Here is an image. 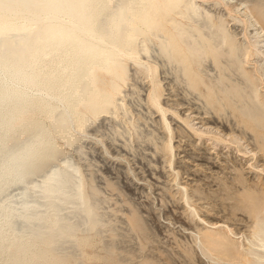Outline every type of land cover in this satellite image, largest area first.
Returning a JSON list of instances; mask_svg holds the SVG:
<instances>
[{"label": "bare ground", "instance_id": "bare-ground-1", "mask_svg": "<svg viewBox=\"0 0 264 264\" xmlns=\"http://www.w3.org/2000/svg\"><path fill=\"white\" fill-rule=\"evenodd\" d=\"M242 1L213 3L243 26V35L207 7L210 0H0V264H86L82 247L104 230L111 260L126 262L117 252L120 233L102 206L104 191L63 145H75L83 160L84 143L96 139L112 155L91 127L100 117L128 115L127 98L136 94L126 88L136 93L138 85L129 82L143 76L151 83L149 111L162 113L167 132L156 150L177 178L176 131L159 97L160 68L171 67L205 113L229 127L206 126L205 118L192 123L195 115L173 111L182 132L264 160V0ZM139 121L122 123L138 137ZM257 160L250 165L264 175ZM105 185L121 190L108 178ZM178 187L207 225L191 203L193 191ZM244 192L249 234L239 240L234 228L217 221L195 233L196 247L215 264H264V188ZM125 216L131 230L147 229L134 208Z\"/></svg>", "mask_w": 264, "mask_h": 264}, {"label": "rangeland", "instance_id": "rangeland-1", "mask_svg": "<svg viewBox=\"0 0 264 264\" xmlns=\"http://www.w3.org/2000/svg\"><path fill=\"white\" fill-rule=\"evenodd\" d=\"M213 1L215 0H210L207 7L223 13L229 21V25L231 21V28L235 29L239 35H243V26L230 20L227 10L222 6L215 7ZM232 1L241 3L242 0ZM215 8L216 10H214ZM238 11L243 12V10ZM249 32L253 33L254 31L249 28ZM242 38L240 41L244 42V38ZM247 65V69L251 70V64ZM169 68L171 67L160 68L158 72L161 80L158 92L162 103L169 109L167 117L170 121L172 120V126L176 131L173 142L176 143L175 166L176 170L180 172L179 178L175 177L169 163L156 150L155 142L160 144L167 132L162 127L164 123L162 113L156 110H153V113L149 111L147 106L149 103L147 104L145 97H148V93L151 91V83H147L148 80L145 81L147 78L143 76L135 79L136 81L129 82L130 86L138 85L136 93H132L133 86L126 88V92L132 91L131 94H136L127 98L130 106L128 115L124 117L121 113L120 120L100 117L91 127L98 139L105 141L113 156L106 152L105 154L102 144L95 143L96 139L84 143L86 146L84 151L87 155L80 154L83 160H79L75 145L72 146L73 148L63 145V148L73 153L75 159L82 164L85 172L94 173L95 185L104 191L101 197L105 201L102 206L108 214L106 217H109L111 226L117 228V232L120 233L117 240L120 250L117 252L128 258L126 262L111 260L107 252L108 249L106 250V244L111 241L110 231L104 230V233L99 232L97 236L91 234L90 243L82 247L84 254L82 257L86 264H215L217 262L215 258L204 257L199 247H196L195 233L206 223L195 216L192 207L185 203L179 191V185H186L190 189V193L193 191L191 203L198 209L200 217L204 218L206 222L208 221L207 225L216 223V221L219 224L227 223L236 231V238L240 234L241 237L243 234H249L252 222L247 217L244 189L247 187L264 188V175L258 173L257 169L250 165L251 162L254 164L258 159V165L261 166L260 162H262L264 166V160L259 155L252 160V156L249 157L250 153L247 154V157L237 155L238 153L234 149L232 151L223 146L215 147L210 141L203 143L198 137L184 133L185 131L182 132L180 129L182 121L173 111L177 110L176 112L182 117L195 115L193 117L195 121L192 123H198L205 118L204 122L210 121L205 124L206 126L210 124L212 127L213 125L220 126L224 131H228L229 127L226 125L225 119L221 121L214 115H207L199 97L195 95L196 93L188 92L184 84L178 83L176 76L172 73L173 69ZM149 106L152 107V104L150 103ZM128 117H134V119L140 117L139 138L133 133L132 126H129L132 128L129 131L122 123ZM197 126H201V124ZM236 132V134L241 133L238 128H236ZM112 138L113 140H111ZM245 141V139L241 141L240 149L245 146L242 150L246 149L247 142ZM259 158L262 159L259 160ZM250 166L251 168H249ZM107 178L118 183L121 190L112 191L111 188L106 187ZM130 208H134L138 212L142 225L147 228V231L144 229L145 233L144 230L137 232L138 228L136 232L130 229L125 216ZM241 237L238 239L241 240ZM192 250L196 251L197 255H192V257L190 254ZM120 255L117 253L115 257L118 258ZM129 258L132 259L129 260Z\"/></svg>", "mask_w": 264, "mask_h": 264}]
</instances>
